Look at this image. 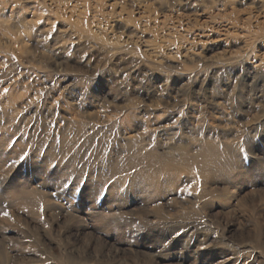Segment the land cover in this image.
Listing matches in <instances>:
<instances>
[{
  "label": "rangeland",
  "instance_id": "obj_1",
  "mask_svg": "<svg viewBox=\"0 0 264 264\" xmlns=\"http://www.w3.org/2000/svg\"><path fill=\"white\" fill-rule=\"evenodd\" d=\"M0 264H264V0H0Z\"/></svg>",
  "mask_w": 264,
  "mask_h": 264
},
{
  "label": "snow or ice",
  "instance_id": "obj_2",
  "mask_svg": "<svg viewBox=\"0 0 264 264\" xmlns=\"http://www.w3.org/2000/svg\"><path fill=\"white\" fill-rule=\"evenodd\" d=\"M3 215L7 216V215H8V213H7V212H5V213H3Z\"/></svg>",
  "mask_w": 264,
  "mask_h": 264
}]
</instances>
